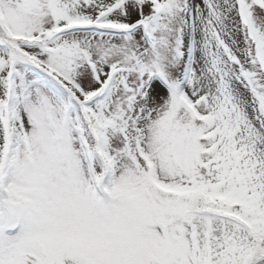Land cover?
<instances>
[{
  "label": "snow or ice",
  "instance_id": "6c2138e0",
  "mask_svg": "<svg viewBox=\"0 0 264 264\" xmlns=\"http://www.w3.org/2000/svg\"><path fill=\"white\" fill-rule=\"evenodd\" d=\"M0 264H264V0H0Z\"/></svg>",
  "mask_w": 264,
  "mask_h": 264
}]
</instances>
